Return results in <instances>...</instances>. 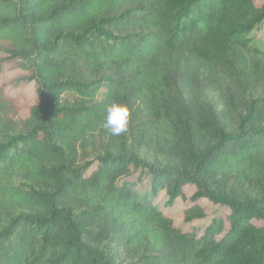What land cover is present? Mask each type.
<instances>
[{
	"label": "trees",
	"instance_id": "obj_1",
	"mask_svg": "<svg viewBox=\"0 0 264 264\" xmlns=\"http://www.w3.org/2000/svg\"><path fill=\"white\" fill-rule=\"evenodd\" d=\"M263 22L255 0H0V75L23 74L0 85V264H264ZM178 200L206 224L177 228Z\"/></svg>",
	"mask_w": 264,
	"mask_h": 264
},
{
	"label": "rangeland",
	"instance_id": "obj_2",
	"mask_svg": "<svg viewBox=\"0 0 264 264\" xmlns=\"http://www.w3.org/2000/svg\"><path fill=\"white\" fill-rule=\"evenodd\" d=\"M264 3V0H255V4L257 6H261ZM251 36L255 39V44L256 46L264 51V22L261 23L257 29L251 34ZM12 66H6L4 68V72L2 75H0V85L8 84L11 83L13 80L20 78L23 74L21 71H13L11 69ZM10 92L17 94V93H22V104H23V111H22V116L23 118H28L29 117V109L33 105L34 100L36 99L37 95L34 92L33 86H27L24 89H20L18 92L17 89L13 86H10ZM133 179H137V176H133ZM149 186V180L146 179V181L139 186V191L142 192L144 190H147ZM195 189L193 187H187L186 188V194L188 197H191V195L194 193ZM167 199V196L165 193H160L157 199V203L159 204H164ZM201 205L206 208L208 214L211 217L215 216H220L224 214L226 211L224 208L220 207H214L209 204L208 201L202 200L200 201ZM188 204L186 202H183L182 200H178L172 207H167V206H162V210L164 211L165 214L170 216L174 224L177 228L182 229L183 231H188L191 229H196L199 228L203 225L206 224V221H199V222H194L191 224H186L184 223V217L182 214V211ZM226 227L228 228V223L226 224Z\"/></svg>",
	"mask_w": 264,
	"mask_h": 264
},
{
	"label": "clouds",
	"instance_id": "obj_3",
	"mask_svg": "<svg viewBox=\"0 0 264 264\" xmlns=\"http://www.w3.org/2000/svg\"><path fill=\"white\" fill-rule=\"evenodd\" d=\"M104 112L102 127L112 136H120L128 130L131 110L126 104L109 102L105 105Z\"/></svg>",
	"mask_w": 264,
	"mask_h": 264
}]
</instances>
